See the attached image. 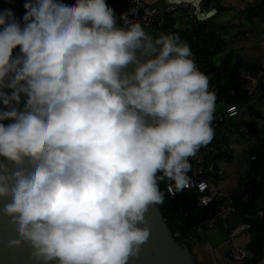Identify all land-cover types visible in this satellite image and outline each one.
<instances>
[{
  "label": "clouds",
  "instance_id": "obj_1",
  "mask_svg": "<svg viewBox=\"0 0 264 264\" xmlns=\"http://www.w3.org/2000/svg\"><path fill=\"white\" fill-rule=\"evenodd\" d=\"M24 8L22 23L0 12L7 247L26 245L32 264H130L151 236L146 214L164 202L160 183L172 195L192 186L216 92L178 34L153 36L127 12L120 26L106 0Z\"/></svg>",
  "mask_w": 264,
  "mask_h": 264
},
{
  "label": "built area",
  "instance_id": "obj_2",
  "mask_svg": "<svg viewBox=\"0 0 264 264\" xmlns=\"http://www.w3.org/2000/svg\"><path fill=\"white\" fill-rule=\"evenodd\" d=\"M109 4L114 8L117 22L120 26H124L123 21L120 20V14L127 12L130 20L149 27L150 34L153 36L165 33L163 24L166 14L182 11L195 24L209 21L217 14V9L210 7L206 0H181L179 4H170L168 0H110ZM193 58L199 68L204 65V61L201 58L194 56ZM215 74H217L216 71H211L209 76ZM262 78L264 79L263 72H246L245 77L242 79L245 89H248L250 93H260L259 84ZM210 88L216 92V97H218V86L210 82ZM240 115L241 111L235 104L228 105L221 114L215 115L213 121L215 136L213 140L200 149L196 158L190 159L192 170L189 172V176L192 177L193 184L186 190L196 193L198 203L201 206L215 204L217 207L216 213L203 223L189 228L185 236L178 228V226H184L183 221L178 220L173 228L168 225L177 241L181 237H184L186 241H190L198 239V234L203 230L204 226L213 228L218 224H222L227 232L225 256L228 259V264L250 263V250L246 245L236 243L235 239L240 234L249 232L254 221L264 218V210L259 209L248 213L247 219L241 220L234 226H231L227 220L230 214H236L238 211L232 193L227 190L224 184L225 172L218 163V157L228 154L232 149L231 140L239 138L242 128L238 130L236 127L241 122ZM202 184L206 185L203 189L200 187ZM170 187L171 182L166 183V191L173 198L176 194L172 195L169 192ZM248 198L249 195H243L245 201ZM164 219L167 223L166 218ZM212 257L214 258L213 255Z\"/></svg>",
  "mask_w": 264,
  "mask_h": 264
},
{
  "label": "trees",
  "instance_id": "obj_3",
  "mask_svg": "<svg viewBox=\"0 0 264 264\" xmlns=\"http://www.w3.org/2000/svg\"><path fill=\"white\" fill-rule=\"evenodd\" d=\"M262 5L264 6V0ZM167 20H173L171 15H166L165 21L167 22ZM199 29L200 34L197 36L198 40L192 41V39H188L180 29L171 28L169 25L164 26L165 33L178 34L182 41L190 45L193 56L201 58L204 61V65L200 66L201 71L208 74V76L211 71H216L217 74L209 76V82L215 83L219 88V96L216 98L215 115L221 114L228 105H237L241 111V122H239L236 128L238 130L242 128L241 134L244 137H250V141H252L255 136L258 137L255 143L252 144V141L250 144V146L252 145L251 151L253 150V153L251 155L252 163L249 168V173H247L249 180L248 182H238L237 186L231 192L235 200L238 214L243 220L247 219L248 213L257 210L259 199L264 196V111L263 106L260 107V102L264 101V82L262 79L260 80V93H250L248 89H245L244 81L238 80L237 76L244 71L255 73L263 71L264 74V68L261 64L256 62H242L243 64L240 63V65L235 64L231 62V59L227 60L222 65L210 63L206 57L209 50H207L205 46L199 45L200 40L209 42L210 39L205 38V34L201 33L202 27ZM211 37L212 35L209 33V38ZM257 98L259 102L257 101L256 104H251L250 107H247V104L251 100L255 101ZM248 112L251 115L243 119V115H247ZM254 115H256V117H254ZM225 155L226 154H223L218 157V163L219 159ZM168 182L169 181H163L160 183V188L164 192L165 198L164 202L158 205V207L171 228L176 226L178 220L183 221L184 226H178L183 236H185L189 228L203 223L216 213L217 207L215 204L209 206L199 205L196 193L193 191L185 189L183 192L176 193L173 198L170 197L166 191V183ZM244 194L249 195L246 201L243 199ZM249 233L252 237V241L249 243L251 251L254 254L258 252L259 257L263 256L264 219L262 218L254 221ZM183 240H185L184 237H181L178 241L183 242Z\"/></svg>",
  "mask_w": 264,
  "mask_h": 264
},
{
  "label": "crops",
  "instance_id": "obj_4",
  "mask_svg": "<svg viewBox=\"0 0 264 264\" xmlns=\"http://www.w3.org/2000/svg\"><path fill=\"white\" fill-rule=\"evenodd\" d=\"M206 1L208 2V5L210 7H214L217 9V14L211 20L204 23L202 22L201 24H195L190 17L184 14V12L176 11L170 14H166L171 15V18H173V20H167V22L165 21L163 27L169 25L171 26V28H178L187 36L188 39H192V41L198 40L197 36L198 34H200V27H202V31L203 29L205 30L204 34L208 33L209 35L210 33V35H212L211 38L204 35L205 38L210 39V41L205 42L200 40L202 43L200 42L199 45L205 46L207 50H209V53H207L206 57L208 58V60H213L212 64L222 65L224 62L231 59V62L235 64L240 65V63L242 62H256L261 64L264 68L263 0H226L227 4L225 6L222 5V0H218L221 3L220 6L217 5L216 0ZM240 2L250 4L245 12H238V15L234 16L233 19H231L229 22L220 17L221 13H225L227 10L236 11L235 8L237 6H241ZM231 3L234 4L232 5ZM229 27H234V31L236 32H232L230 33V35L226 36L225 34H228L230 32ZM215 56L216 59L220 58L221 60L219 59L215 62ZM245 74V71L242 72L237 76V79L242 80V78L245 77ZM262 81L264 82L263 78ZM251 104H256V101L251 100L247 104V107H250ZM260 105L264 107V101H262ZM248 114L250 115L249 112ZM246 118L247 117H245V119ZM226 157L229 156H227L226 154L224 157L219 159L220 165L222 164V161H225ZM224 184H226L225 180ZM236 186L237 183L235 181L228 185L227 190L232 192V190ZM259 209L264 210V196L259 199L257 210ZM237 214L238 212L236 214H233L232 218L235 217L239 219V221H233L232 223L230 222L232 226L238 224L242 220L241 216L239 214L237 216ZM244 234L245 235L238 241V243L246 245L250 250L251 261L249 264H264V255L259 257L258 252H255L254 254L249 247V243L252 241L250 233L246 232ZM226 236L227 232L222 224H218L211 229H208V227L204 226L203 230L198 234V239L202 241V244H209L213 248V252L208 247H206V250L204 249V253H199L197 251L194 257L195 264H228V259L225 256V251L227 249ZM214 246H216V248H214ZM212 255L214 256V258L212 257Z\"/></svg>",
  "mask_w": 264,
  "mask_h": 264
},
{
  "label": "water",
  "instance_id": "obj_5",
  "mask_svg": "<svg viewBox=\"0 0 264 264\" xmlns=\"http://www.w3.org/2000/svg\"><path fill=\"white\" fill-rule=\"evenodd\" d=\"M63 2L71 5L75 3V0H63ZM106 2L108 3V0ZM24 4L25 0H0V12L10 9L22 23L25 13ZM18 51V48L14 50V54ZM24 99L26 98L22 95L21 108ZM3 107L0 104V109ZM10 122L3 121L5 124ZM146 215L151 236L148 243L142 246L139 256L131 260L130 264H195L194 255L191 254L187 245L173 237L158 205L151 207ZM14 235L15 232L8 225L7 218L0 215V264H32L26 245L18 249L7 247L6 241Z\"/></svg>",
  "mask_w": 264,
  "mask_h": 264
},
{
  "label": "rangeland",
  "instance_id": "obj_6",
  "mask_svg": "<svg viewBox=\"0 0 264 264\" xmlns=\"http://www.w3.org/2000/svg\"><path fill=\"white\" fill-rule=\"evenodd\" d=\"M109 2H110V0H108V3ZM216 3H217L218 6L221 5V3L218 0H216ZM226 4H227L226 0H222V5L225 6ZM231 4L233 5L234 3H231ZM240 5L241 6H237L235 8L236 11L235 10H233V11L232 10L231 11L227 10L225 13H221L220 17L223 18L224 20H227L229 22L231 19H233L234 16L238 15V12L243 13L250 6V4L244 3V2H240ZM143 27L145 28V30L147 32L150 33L149 27H146V26H143ZM229 30H230V32L228 34L226 33L225 34L226 36L230 35V33H232V32H236V31H234L235 30L234 27H229ZM204 32H205V30L203 29V31L201 33H204ZM205 36L209 37L208 33H205ZM219 59L220 58L216 59V56L214 57V61L215 62H216V60H219ZM209 62L212 63L213 60L209 59ZM255 101L259 102L258 98L255 99ZM260 104H261V102H260ZM260 107H262V105H260ZM263 111H264V107H263ZM263 111H262V113H263ZM250 115H248V116H250ZM248 116L247 115H243V119L245 117H248ZM254 117H256V115H254ZM241 135L242 134H240L239 138H236L235 140L234 139L231 140L232 149L227 154V156H229V157H226L225 161H222V164H221V166H222V168L224 169V172H225L224 173L225 178H223V179L226 182L225 186L227 185V189H228V185L233 183V182H235V181L238 184V182H243V181L248 182V180H249V176L246 173H249V168H250V165L252 163L251 155L253 153V150L251 151L252 145L250 146V144H251L252 141H253L252 144L255 143L258 137L255 136L253 138V140L250 141L251 140L250 137H244L243 135L242 136ZM232 215L233 214H230L228 216V218H227L228 223L230 225H231V223L233 221H239V219H237L235 217L232 218ZM237 216H238V214H237ZM208 229H211V228H208ZM244 235L245 234L243 233V234L237 236L236 239H235V242L238 243V241ZM183 242L187 243L186 245H187L189 251L191 252V254L194 255V257L196 255L197 251L199 253L200 252L204 253L205 250L207 249L206 247L211 249L212 252H213V248L209 244H206V243L202 244V241L200 239L190 240V241L183 240ZM238 244H240V243H238ZM214 248H216V246H214ZM214 251H216V250H214Z\"/></svg>",
  "mask_w": 264,
  "mask_h": 264
}]
</instances>
